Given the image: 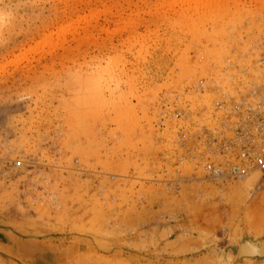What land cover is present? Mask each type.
<instances>
[{
	"label": "rangeland",
	"instance_id": "rangeland-1",
	"mask_svg": "<svg viewBox=\"0 0 264 264\" xmlns=\"http://www.w3.org/2000/svg\"><path fill=\"white\" fill-rule=\"evenodd\" d=\"M262 51L264 0H0V264H264V174L177 162Z\"/></svg>",
	"mask_w": 264,
	"mask_h": 264
},
{
	"label": "built area",
	"instance_id": "built-area-1",
	"mask_svg": "<svg viewBox=\"0 0 264 264\" xmlns=\"http://www.w3.org/2000/svg\"><path fill=\"white\" fill-rule=\"evenodd\" d=\"M224 71L219 81L202 76L191 85L209 97L204 115L187 119L195 132L185 135L186 153L177 156L178 164L189 161L214 183L264 174V51L251 65L227 63Z\"/></svg>",
	"mask_w": 264,
	"mask_h": 264
},
{
	"label": "bare ground",
	"instance_id": "bare-ground-1",
	"mask_svg": "<svg viewBox=\"0 0 264 264\" xmlns=\"http://www.w3.org/2000/svg\"><path fill=\"white\" fill-rule=\"evenodd\" d=\"M264 200V199H263Z\"/></svg>",
	"mask_w": 264,
	"mask_h": 264
}]
</instances>
